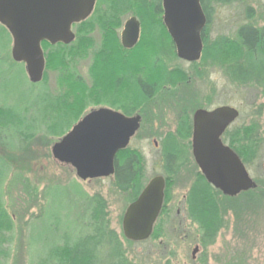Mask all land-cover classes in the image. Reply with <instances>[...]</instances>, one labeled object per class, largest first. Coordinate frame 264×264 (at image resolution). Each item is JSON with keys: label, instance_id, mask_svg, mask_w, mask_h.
<instances>
[{"label": "rangeland", "instance_id": "rangeland-1", "mask_svg": "<svg viewBox=\"0 0 264 264\" xmlns=\"http://www.w3.org/2000/svg\"><path fill=\"white\" fill-rule=\"evenodd\" d=\"M129 1L132 6L129 16L140 15L137 2ZM209 8L211 19L204 35L209 42L221 35L232 37L238 27L248 21L257 26L264 24V0L213 2ZM109 24L111 28L105 32L100 33L98 28L90 32L92 40L75 67L77 78L69 81L66 72L58 74L53 70L32 87L24 63L15 62L9 66L13 62L11 36L9 47H0L3 58L0 59V104L24 100L22 105L27 108V118L39 117L46 98L42 83L47 86L49 100H52L44 109L34 135L20 137L17 131L8 130L5 135L10 138L6 142L0 141V150L3 153L6 149L3 156L10 165L0 186V195L4 209L13 221L12 228L5 231V238L10 241L3 243L0 261L5 264H57L52 257L56 248L87 236L91 231L93 212L100 207L105 212L109 230L99 254L104 262L113 260L114 251L121 250L129 261L138 264H264V196L254 207L243 200L232 201L226 224L213 243L203 246L199 227L188 217L185 205L188 187L201 173L191 147L189 143L179 141L185 145V153L179 165L175 163L177 171L167 177L162 154L163 138L176 130L179 118L186 113L191 115L200 107H234L238 109L239 117L231 126L252 125L255 132L251 136L264 138V99H255L254 93L237 87L215 67L205 68L203 77L198 76V70H201L198 60L169 59L162 63L156 55V41L151 35L155 28L158 37L166 39L159 13L152 14L150 23L143 20L140 39L130 50L120 46L122 26L119 27L117 22ZM4 36H0V46H7L8 39ZM42 49L44 52L45 48ZM138 52L146 57L147 68L142 66L138 74L140 83L150 86L151 92L147 94L137 81H128L124 73L120 72L116 78L107 75V66L111 63L131 61ZM103 56L105 59L101 61ZM95 71L98 74L95 75ZM166 71L178 72L173 86L162 84ZM58 77L63 91L70 92L71 104L74 87L79 95L81 92L85 99L89 98L79 119L90 109L99 107H111L121 112L132 106L133 114H141L139 128L127 147L140 154L145 183L156 175L165 179L163 210L146 240L128 242L123 236L121 221L129 201L127 191L116 186L112 177L83 180L70 165L53 158L51 146L62 136L53 134L50 126L53 127L58 118L67 125L63 123L66 117L61 115L62 110L55 107L53 94L60 84ZM77 121L68 124V131ZM9 142L14 145L9 146ZM248 171L254 181L258 176L264 177V148L260 162ZM14 172L21 174L19 180H11ZM237 206L242 210L236 216L233 208ZM195 247L197 250L193 255Z\"/></svg>", "mask_w": 264, "mask_h": 264}, {"label": "trees", "instance_id": "trees-1", "mask_svg": "<svg viewBox=\"0 0 264 264\" xmlns=\"http://www.w3.org/2000/svg\"><path fill=\"white\" fill-rule=\"evenodd\" d=\"M135 1L140 9V15L138 17L150 23L152 13L156 14L155 12L157 11L154 10H159L161 6V0ZM230 1L233 0H200L203 13L206 16V23L201 33L203 48L201 57L197 62L201 70H198L197 75L203 77L205 68L215 67L231 83L254 93L255 99H264V24L257 26L248 21L240 25L232 37L221 35L212 40V42L204 39L211 19L210 3H227ZM96 8L102 9V16L101 14L99 15L100 12H97L91 20L76 23L73 27L75 28V37L69 43L65 44L60 42L50 44L47 41L42 42V48H45L43 52L45 59L43 75L48 71L54 70L58 74L66 72L67 81L70 78H77L75 67L79 60L84 57L87 51V45L92 40L89 34L91 27L101 22L109 23L114 17L121 20L127 14H131L132 6L129 0H98ZM4 35H6L8 41L7 46H0L3 49L9 47L10 35L6 28L0 24V36L5 37ZM151 35L154 41H156V55L162 56L163 58L167 56L171 59H179L175 54L173 42L165 45L164 39L158 37L155 28L152 29ZM0 59L3 60L1 55ZM145 59L146 57L138 52L131 61L125 60L111 63L107 66V75L116 78L119 77L120 72L124 73L128 81L133 82L135 80L141 88L146 89L149 85L147 83H140V76L138 74L142 66L144 69L147 68V63H144L146 61ZM15 62L13 60V62L9 63V66L12 67V64H15ZM177 73L166 71L162 78V84L173 86L176 79H178ZM94 74H98L97 71ZM60 82L61 79L59 78L58 83ZM31 85L32 87L34 86L33 83ZM40 85L45 88L46 98L44 99L42 107L45 109L51 104L52 100H49L50 95L47 86L44 83ZM53 96L56 100L55 107L62 110L61 115L63 114L66 117L63 123L66 122L67 125L62 124L61 118H58L53 122L54 126H50V129H52L53 134L63 136L68 131L67 127L73 121L79 119L81 113H83L85 107L88 105L89 98L85 99L81 92L79 95L74 87L71 104L70 92L66 94L62 89L61 83ZM23 102L24 100L15 99L10 105L0 104V141L6 142L10 138L8 135H5L8 130H15L20 137H27L28 135H34L38 126H40L39 124L41 123L44 109L39 117L27 118L28 115L26 116L25 112L27 108L25 109L22 105ZM127 110L128 108L123 109L122 113L127 115L133 114L132 111ZM187 119H189L188 115H183L175 131L178 137L184 139L191 134V121ZM231 125L223 133L222 141L232 148L247 169L256 166L262 159L264 138L251 136L255 132L254 126L252 125L249 127ZM66 128L67 130L65 131ZM175 137L173 133H169L166 140L164 139L162 142V154L166 161V165L164 166L166 177L177 171L178 168L175 166V163L178 162L179 165L180 158L185 153V145L179 143ZM7 144L9 146L14 145L11 142ZM5 152L6 149L3 150V153L2 149L0 150V186L5 180L10 168L9 162L3 156ZM142 165L140 154L132 152L128 147L121 149L116 154L114 173L111 177L116 186L127 191L129 203L136 199L146 184ZM20 175V173L14 172L11 180H19L21 178ZM255 181L258 182L256 188L241 192L236 197H229L215 189L201 173L195 176L185 194V205L188 217L199 227L203 246L213 243L219 231L226 224L230 208L229 204L232 201L243 200L249 202V204L251 203L250 207L256 206L258 201H261V198L264 196V177L258 176V180L256 179ZM25 187H27V183H25ZM237 207L233 208L236 216L242 210L240 206ZM93 214L91 217L92 222H90L91 231L87 236H82L70 243L67 241L64 245L56 248L52 257L57 260V264H138L129 261L124 251L121 250L114 251L113 260L110 261L107 259L105 262L102 261V257H99V254L102 252L101 247L103 243L109 236L108 221L105 212H103V208L99 207V210H95ZM12 226V218H10L4 209L0 195V253L3 249V243L9 240V238H5V231L11 229ZM127 241L131 242L129 240ZM0 264L5 263L0 261Z\"/></svg>", "mask_w": 264, "mask_h": 264}, {"label": "water", "instance_id": "water-1", "mask_svg": "<svg viewBox=\"0 0 264 264\" xmlns=\"http://www.w3.org/2000/svg\"><path fill=\"white\" fill-rule=\"evenodd\" d=\"M95 0H0V24L12 39L11 57L24 63L31 83L40 82L45 68L42 42L69 43L72 25L84 20ZM164 23L176 45L177 56L197 61L203 48L201 33L206 23L200 0H163ZM139 24L129 18L122 31V44L130 48L137 39ZM239 117L229 105L211 110L198 108L193 114L191 149L205 179L223 195L233 197L254 189L248 169L221 136ZM140 125V116H126L99 107L85 113L58 141L51 153L58 162L74 168L80 179L111 176L118 151L129 144ZM165 179L152 177L122 216L125 239L143 241L150 237L164 201ZM197 247L192 254L196 252Z\"/></svg>", "mask_w": 264, "mask_h": 264}, {"label": "flooded vegetation", "instance_id": "flooded-vegetation-1", "mask_svg": "<svg viewBox=\"0 0 264 264\" xmlns=\"http://www.w3.org/2000/svg\"><path fill=\"white\" fill-rule=\"evenodd\" d=\"M97 0H95L94 1V6H93V8H92V11L90 12V14L83 20V22L84 21H89V20H91L92 18H93V16L95 15V14H97V12H100L99 13V15L101 14V16H102V14H103V12H102V9H97L96 7H97ZM154 11H157V12H155V13H159V15H161V21H162V24H163V26H164V28H165V31H166V39H164V43H165V45L167 44V43H170V42H173V45H174V50H175V54L177 55V48H176V45H175V43H174V41H173V39H172V37H171V35H170V33H169V31H168V29H167V26H166V24L164 23V8H163V0H161V6H160V8H159V10L157 9V10H154ZM102 12V13H101ZM153 14V13H152ZM130 14H127L126 16H124L121 20L119 19L118 20V18H116V17H114L113 19H112V21L111 22H117L118 23V26L119 27H121V30H120V33H119V35H120V46L123 48V49H125V50H130V49H132V48H134V46L137 44V42H138V40L140 39V33H141V24H142V19L141 18H139L138 16H134V15H131V16H129ZM131 17H134L135 19H136V21L138 22V24H139V33H138V39H137V41H136V43L132 46V47H130V48H127V47H125L123 44H122V31H123V29H124V25H125V22L129 19V18H131ZM206 17V16H205ZM123 22V23H122ZM110 23V22H109ZM108 22L107 23H104V22H101L100 24H96L94 27H91V30L94 32V30H95V28H98V30H99V32L101 33V32H105V29H107V30H109L110 28H111V26H110V24H109ZM74 25L75 24H73L72 25V31H73V34H74V37H75V31H74V29H73V27H74ZM90 30V32H92ZM90 34V33H89ZM91 35V34H90ZM159 48V47H158ZM158 56V55H157ZM158 58L161 60V62L162 63H164L165 61H167V59H168V57L166 56L165 58H163L162 56H158ZM104 59H105V56H103V57H101L100 58V60L101 61H104ZM179 59H181V58H179ZM183 60V59H182ZM186 61V60H185ZM199 61V60H198ZM197 61V62H198ZM188 62H190V61H188ZM166 65V64H165ZM149 85V84H148ZM142 89V88H141ZM143 90V92L144 93H146L147 94V92L148 93H150L151 92V89H150V86H148L146 89H142ZM106 108V107H105ZM108 108H110V109H112L111 107H108ZM200 108H203V107H200ZM214 108V107H213ZM213 108H204V109H207V110H211V109H213ZM127 109V108H126ZM112 110H115V109H112ZM115 111H117V110H115ZM127 111H132V106L131 107H129L128 108V110ZM194 112H195V110L193 111V113L190 115V114H187L188 115V117H189V119H190V121H191V134H190V136L189 137H186L185 139L184 138H181V137H178L177 135H176V133H175V131L174 132H172L176 137H175V139L177 140V141H183L184 143H189V145H190V147H191V137H192V127H193V114H194ZM121 113H122V111H121ZM124 114V113H123ZM186 114H184V115H186ZM124 115H126V116H136V115H139L140 116V119L142 118L141 117V114L140 113H135V114H130V115H127V114H124ZM183 116V115H182ZM182 116L180 117V118H182ZM180 118H179V121H180ZM189 119H187V120H189ZM179 121H178V123H177V126H178V124H179ZM176 129H177V127H176ZM225 132V131H224ZM169 134V133H168ZM168 134L163 138V140L165 139L166 140V137L168 136ZM135 135V134H134ZM222 136H223V134H222ZM222 136H221V139H222ZM133 137V136H132ZM132 139V138H131ZM130 139V140H131ZM191 153H192V149H191ZM193 156V155H192Z\"/></svg>", "mask_w": 264, "mask_h": 264}, {"label": "bare ground", "instance_id": "bare-ground-1", "mask_svg": "<svg viewBox=\"0 0 264 264\" xmlns=\"http://www.w3.org/2000/svg\"><path fill=\"white\" fill-rule=\"evenodd\" d=\"M169 59H171L170 57H168V59L167 60H169Z\"/></svg>", "mask_w": 264, "mask_h": 264}]
</instances>
